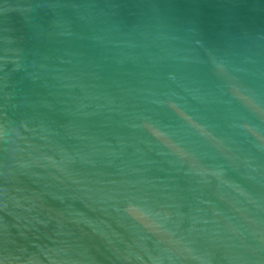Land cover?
<instances>
[{
    "label": "water",
    "instance_id": "water-1",
    "mask_svg": "<svg viewBox=\"0 0 264 264\" xmlns=\"http://www.w3.org/2000/svg\"><path fill=\"white\" fill-rule=\"evenodd\" d=\"M0 264H264V0H0Z\"/></svg>",
    "mask_w": 264,
    "mask_h": 264
}]
</instances>
